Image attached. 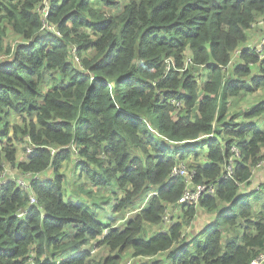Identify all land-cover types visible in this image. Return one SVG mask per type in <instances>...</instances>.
Wrapping results in <instances>:
<instances>
[{"label": "trees", "instance_id": "trees-1", "mask_svg": "<svg viewBox=\"0 0 264 264\" xmlns=\"http://www.w3.org/2000/svg\"><path fill=\"white\" fill-rule=\"evenodd\" d=\"M41 6L0 0V171L8 162L33 175L27 188L0 183V264H119L128 250L136 258L164 254V264H247L264 247V183L248 195L239 190L264 159V130L224 117L230 96L264 84V59L244 44L264 0H49L47 21L59 35L42 28ZM7 28L20 37L12 46H4ZM263 112L264 99L244 116ZM24 137L31 151L16 161L13 141ZM202 144L205 162L187 166L195 183H216L215 194L197 203L216 212L214 221L202 238L186 240L172 217L145 235L182 193L183 179L170 177L171 169L188 152L197 160ZM232 145L240 157L223 177ZM73 155L95 185L123 191L113 209L134 213L121 226L64 198L58 172ZM47 168L52 178L37 177ZM252 201L261 202L256 212ZM187 204L191 220L197 205ZM92 240L109 253L93 258Z\"/></svg>", "mask_w": 264, "mask_h": 264}, {"label": "rangeland", "instance_id": "rangeland-1", "mask_svg": "<svg viewBox=\"0 0 264 264\" xmlns=\"http://www.w3.org/2000/svg\"><path fill=\"white\" fill-rule=\"evenodd\" d=\"M4 24V23H3ZM10 30L7 28L6 33H8L7 38L4 40V46L5 45H14L20 37L17 35H12L9 33ZM259 28L255 25L253 27H250V29L247 32V40L244 42L246 46L252 45L258 35L260 34ZM6 54L3 52H0V60L5 59ZM237 57L232 55L230 63L236 61ZM254 74L258 73V70L256 68V65H252ZM230 71L229 68L225 69V72ZM234 78H237L235 74H233ZM202 81L206 80V76H202ZM264 99V84H262L258 89L247 92V91H241L238 95L230 96L228 98V111L225 113L224 120H229L232 123H239L241 125L247 124V123H253L255 126L259 129L264 130V112L258 116H254L253 118H246L244 116V113L247 112L257 101ZM174 102V101H173ZM178 106H182V103L177 102ZM176 105V106H177ZM178 106L176 107L178 109ZM21 119L16 115H11L10 123H19L21 124ZM220 135L222 137H226L227 135L224 133L216 135V137L220 140ZM12 137V135H10ZM157 137L160 139H164L163 136L157 134ZM203 137V136H202ZM201 137V138H202ZM24 137L23 140L13 141L15 148H16V161H24L27 156V149L30 145L27 143V139ZM195 141V140H192ZM174 142H169L172 147ZM183 143L177 142V144ZM195 152H197L198 159H194L193 152H188L185 157V163H181L184 166L187 164H194V163H204V154L206 152V146L201 145L196 147ZM262 153L264 155V149L262 150ZM81 160H79L76 155H73L69 160L63 162L61 168L59 169V172L61 175L63 174L64 179L62 180V193L64 195V198L66 199H75L80 201V203L84 205H90L98 215V218L104 222L108 223L114 226H121L123 224L124 220L133 215L134 211H130L129 208H123L120 211H114L113 205L118 201V198L123 196V191L115 187L114 185L110 186H102V185H95L91 179L85 174L81 172V169L78 168V164ZM261 163H264V159L261 161ZM252 181L257 179V176L255 175L254 171L252 170ZM53 171L51 168H47L45 171H43L40 174L37 175V177L41 178H52L53 177ZM31 173L29 172H22L20 169H18L16 166L11 165L8 162L4 163L3 169L0 171V183L2 181L7 180H18L23 179L26 182L27 176L30 178ZM36 177V178H37ZM113 189V190H111ZM263 195L261 196V201H263ZM143 204V197H140L136 200L135 208ZM200 206H197L196 210V216L195 221H191L188 219V217H185L183 214V211L181 210V206H170V210H167V218L163 220V223L159 226L152 225L147 226V229L145 231V235H150L157 230L165 227L171 217L175 221H179L183 226V234L185 239L187 240V236L202 238L204 236V233L197 234L198 230L200 232L205 229L208 224H210L212 217L211 215H208L202 208H199ZM236 207V206H233ZM241 207V205L239 206ZM235 208V210L231 213H234L239 208ZM260 210V209H259ZM171 211L172 214L171 215ZM208 211V210H207ZM230 213V214H231ZM208 220V222H206ZM210 221V222H209ZM207 225V226H205ZM203 227V228H202ZM241 229V228H240ZM195 234V235H193ZM233 235L232 231H229L226 234V237H231ZM96 246H92V245ZM92 246V247H91ZM85 247L88 248V245ZM91 247V256L93 258H102L106 256L109 251L104 245H97L94 240L90 241ZM163 259L162 264H164V254H158L157 256H151L148 258H135L130 255V250L126 251L122 259L120 260L119 264H140L143 262H147L149 260H160Z\"/></svg>", "mask_w": 264, "mask_h": 264}, {"label": "built area", "instance_id": "built-area-1", "mask_svg": "<svg viewBox=\"0 0 264 264\" xmlns=\"http://www.w3.org/2000/svg\"><path fill=\"white\" fill-rule=\"evenodd\" d=\"M41 1H42V6L40 7L39 12H40L41 19H42V28L59 35V33L55 31L54 26L49 24L47 21L49 0H41ZM255 25L259 28L261 33L258 35V37L256 38V40L254 41L252 45H249L246 47H249V49L256 52L260 59H264V15L258 17L251 24V27ZM71 53L73 55L74 61L79 66V59L75 54L74 47L71 48ZM189 62H190V58L187 56L186 64ZM30 148L31 147L29 146V148L27 149V152L31 151ZM230 151H231V154L228 160L222 166L221 175L223 177H226V176L231 177L234 171L233 161L234 159H239L240 157V151L238 150V148H236V146L232 145ZM51 152H54L53 148H51ZM181 163L183 162H180L179 164L175 165L171 169V172H170V177L180 176L184 182V187H183L181 195L177 199V204H180V205H183V204L188 205L187 203L196 204L199 201L200 197L204 195L215 194V191H216L215 182L202 181V182L195 183L194 178H193L195 170L193 168H188L187 165L184 166ZM30 176H33L32 173ZM12 181H15L19 185V187L27 188L28 182L27 181L25 182L23 179H18V180L14 179ZM30 202H34L33 197L30 198ZM247 264H264V247L260 250V252L255 257L249 260Z\"/></svg>", "mask_w": 264, "mask_h": 264}, {"label": "crops", "instance_id": "crops-1", "mask_svg": "<svg viewBox=\"0 0 264 264\" xmlns=\"http://www.w3.org/2000/svg\"><path fill=\"white\" fill-rule=\"evenodd\" d=\"M183 163H185V162H183ZM186 165H188L187 163H186ZM252 170L254 171V173H255V175L257 176V179L256 180H253L252 181V179H251V185L250 186H248V187H244L243 188V186L241 187V189L239 190V193L240 194H245V195H248L251 191H252V189L253 188H256L257 189V187H258V185L260 184V183H264V163H258L255 167H253L252 168ZM243 189V190H242ZM243 200H249V201H251L252 200V198L249 196V198H247V197H243ZM198 203V202H197ZM197 203L196 204H194V205H197ZM260 201H252V209L256 212V209H258V207H259V205H260ZM191 205V204H190ZM171 206H181L180 204H176V205H171ZM187 206L188 205H186L184 208L183 207H181V210L182 209H186L187 208ZM198 206V205H197ZM197 206H196V208H197ZM199 208H202V207H199ZM168 210H170V207H168L167 208ZM198 209V208H197ZM202 209H204V208H202ZM204 210H206V209H204ZM183 211V210H182ZM208 215H211L210 217H212V220H211V222H213L214 221V219H215V217H216V212L215 211H205ZM196 213H197V210H196ZM196 213H195V215L193 216V218L191 219V221L193 222V221H195V216H196ZM171 215H173L172 214V211H171ZM185 216V215H184ZM186 217V216H185ZM206 222H208V220L206 221ZM210 222V221H209ZM210 222V223H211ZM209 225V224H208ZM205 226H207V225H205ZM203 228V227H202ZM201 230V229H200ZM200 230H198L197 232L199 233L200 232ZM193 235H195V234H193ZM189 238H191V236H187V239H189ZM131 253V252H130ZM136 258V257H135Z\"/></svg>", "mask_w": 264, "mask_h": 264}]
</instances>
